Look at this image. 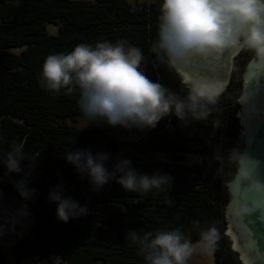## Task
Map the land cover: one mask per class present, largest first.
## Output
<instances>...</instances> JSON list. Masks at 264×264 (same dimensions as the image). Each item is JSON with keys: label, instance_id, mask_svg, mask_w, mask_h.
I'll return each instance as SVG.
<instances>
[{"label": "trees", "instance_id": "1", "mask_svg": "<svg viewBox=\"0 0 264 264\" xmlns=\"http://www.w3.org/2000/svg\"><path fill=\"white\" fill-rule=\"evenodd\" d=\"M159 15L153 2L132 7L126 0H0V159L14 143H22L26 157L35 159L30 168L27 160L20 162L30 172L28 187L35 189L30 199H23L13 187L21 174L5 176L0 165V197L17 198L33 218L27 234L11 246L15 264L31 256L38 257V264H145L138 245L127 239L130 230L143 234L179 227L196 242L199 236L192 221L203 227L215 223L218 228L220 239L212 251L215 264H240L224 235V212L230 199L223 184L226 170L212 158L215 151L229 149V131L236 120L232 99L219 98L207 120L181 127L171 116L131 142L140 154L166 156L152 163L130 159L133 168L147 174L159 170L172 177L170 188H153L141 196L124 191L114 180L99 191L90 189L87 176L77 173L64 154L77 149L118 153L122 142L100 128L66 124L65 119L84 116L78 90L62 89L53 95L38 83L48 55L67 54L81 43L94 46L123 39L141 50L140 71L183 96L186 88L173 68L151 50ZM48 22L57 25L56 33L47 31ZM16 47L20 50L13 51ZM214 120L220 122L216 129ZM184 152L200 155L202 161L185 164ZM114 162L110 158L106 167L111 170ZM57 184L63 185L64 197L86 205L88 214L67 222L57 219L56 203L47 198ZM7 256L0 246V264L6 263Z\"/></svg>", "mask_w": 264, "mask_h": 264}, {"label": "clouds", "instance_id": "2", "mask_svg": "<svg viewBox=\"0 0 264 264\" xmlns=\"http://www.w3.org/2000/svg\"><path fill=\"white\" fill-rule=\"evenodd\" d=\"M159 12L151 50L167 66L186 65L194 57L220 54L230 48L251 52L257 67L264 61V0H162ZM143 59L141 50L123 39L115 43L100 41L94 46L81 43L67 54L48 55L41 65L38 83L53 95L62 89L68 93L78 90V105L88 124L144 131L155 129L162 119L171 116L181 127H189L193 120L208 119L225 88L221 80L184 75L186 93L181 96L140 71ZM219 125V120L212 122L213 129ZM110 158L106 152L93 154L90 149L64 154L77 173L87 176L92 191H99L113 180L124 191L141 196L153 188L171 187L169 173H140L131 166L130 159L119 155L109 170L106 162ZM212 158L218 166L228 163L233 167L231 179L223 184L230 199H235L236 215L244 216L264 206V182L256 178V162L236 148L226 153L219 149ZM200 159L193 157L195 161ZM22 160L29 162V168L35 162L26 157L22 143H14L0 165L5 176L21 174L12 182L13 187L23 199H30L35 189L28 187L26 177L30 172L21 167ZM244 181L249 182L246 191L253 194L250 201L245 198ZM63 191V185L57 184L47 197L56 203L57 219L67 222L88 214L86 205L64 197ZM192 227L198 232L196 242L179 227L143 234L130 230L126 235L138 245L145 264H188L197 249L211 252L220 239L215 223L203 227L199 221H192Z\"/></svg>", "mask_w": 264, "mask_h": 264}, {"label": "rangeland", "instance_id": "3", "mask_svg": "<svg viewBox=\"0 0 264 264\" xmlns=\"http://www.w3.org/2000/svg\"><path fill=\"white\" fill-rule=\"evenodd\" d=\"M132 7H135L142 2H153L160 8L162 0H126ZM47 31L49 33H56L58 28L56 24L48 22L46 24ZM20 47L13 48V51H19ZM141 70V69H140ZM236 119V118H235ZM64 122L74 128H100L106 134H108L114 140L122 142V151L118 153H108L111 158H115L118 155L121 158H128L136 160L140 163H152L156 161L165 160L166 156L162 153L154 152L149 154L138 153L131 145V142L141 139L144 135L151 131V129H145L139 131L137 129L127 130L121 126H109L107 124L89 123L85 116L77 117L75 120L65 119ZM231 126V135L229 145L227 148L242 150L243 139L240 135L238 124L236 119ZM239 137V138H238ZM227 149L226 152L229 150ZM107 153V152H106ZM193 157H200L199 161L193 160ZM183 163L192 164L200 163L202 157L192 152L183 153ZM226 170L225 180L231 179L233 173V167L225 163ZM33 225V218L30 214L27 206L15 197L4 196L0 197V246L8 251L5 264H15L14 257L11 253V246L19 239L24 237ZM59 261V258H57ZM39 259L37 256H31L22 260L21 264H38ZM188 264H215V258L213 252H203L197 249L189 259ZM241 264V263H240Z\"/></svg>", "mask_w": 264, "mask_h": 264}, {"label": "water", "instance_id": "4", "mask_svg": "<svg viewBox=\"0 0 264 264\" xmlns=\"http://www.w3.org/2000/svg\"><path fill=\"white\" fill-rule=\"evenodd\" d=\"M251 88H260L263 91L260 104L255 102L254 108L246 106L245 103L246 93ZM241 105V152L256 162V178L264 182V61L248 74ZM259 105L261 116L254 113ZM248 183L244 181L242 188L245 190V198L250 201L253 194L246 191ZM234 206L235 199H229L224 212V235L228 238L231 250L237 254L241 264H264V206L244 216L236 215Z\"/></svg>", "mask_w": 264, "mask_h": 264}, {"label": "flooded vegetation", "instance_id": "5", "mask_svg": "<svg viewBox=\"0 0 264 264\" xmlns=\"http://www.w3.org/2000/svg\"><path fill=\"white\" fill-rule=\"evenodd\" d=\"M172 68L184 87V75L221 80L225 84V88L219 98L225 100L229 98L234 101V118L240 123L241 97L244 94V85L248 80V74L257 68L251 52L239 48H230L220 54L194 57L186 65ZM254 113L261 116L259 109ZM238 127L240 133V124H238Z\"/></svg>", "mask_w": 264, "mask_h": 264}, {"label": "bare ground", "instance_id": "6", "mask_svg": "<svg viewBox=\"0 0 264 264\" xmlns=\"http://www.w3.org/2000/svg\"><path fill=\"white\" fill-rule=\"evenodd\" d=\"M263 95V91L260 88H251L247 91L245 96V103L246 106L253 107L255 106V102L260 104L261 99L260 97ZM261 106L259 105L257 109H260Z\"/></svg>", "mask_w": 264, "mask_h": 264}]
</instances>
